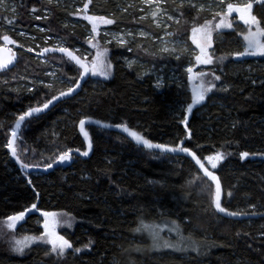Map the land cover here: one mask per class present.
<instances>
[{"label": "trees", "instance_id": "obj_1", "mask_svg": "<svg viewBox=\"0 0 264 264\" xmlns=\"http://www.w3.org/2000/svg\"><path fill=\"white\" fill-rule=\"evenodd\" d=\"M129 1L6 0L8 9L0 8V43L10 36L19 45L15 67L0 73V264H264V217L220 215L214 183L186 155L153 150L117 130L86 124L91 155L75 156L66 169L27 173L11 158L9 142L18 119L70 91L81 77L65 55L42 58L26 49L41 54L55 47L52 39L44 40L48 36L83 56L75 48L86 47L89 25H74L78 5L84 14L113 18L118 31L140 26L158 38L153 20L142 21L138 5ZM164 1L178 18L170 27L179 42L175 49L163 53L148 38L123 46L100 38L113 76L89 77L77 94L26 119L15 142L16 158L27 167L46 168L71 150L86 153L79 131L84 120L123 126L152 143L194 153L218 175L224 210L264 214V159H259L264 156V56L238 58L248 27L233 15L234 28L214 34L207 69L217 77L214 89L196 104L186 70L190 33L211 13L195 0L182 6ZM252 12L264 41V0L254 3ZM132 59L136 62L129 64ZM51 69L56 80L48 75ZM190 105L187 113L184 107ZM220 153L225 159L213 170L206 160ZM30 209L71 216L73 229L61 232L70 248L56 255L40 246L19 252L3 240L2 222ZM145 225L173 230L172 240L183 247L155 248ZM42 233L35 213L13 235Z\"/></svg>", "mask_w": 264, "mask_h": 264}, {"label": "rangeland", "instance_id": "obj_2", "mask_svg": "<svg viewBox=\"0 0 264 264\" xmlns=\"http://www.w3.org/2000/svg\"><path fill=\"white\" fill-rule=\"evenodd\" d=\"M189 0H174V4L180 6L187 4ZM259 0H195L200 10H205L211 13L210 20L205 21L202 25L191 30L190 41L193 45L190 55L191 61L186 70L190 72L192 86V97L196 104L205 102L207 95L214 89L217 81L216 75L207 71L212 65L213 58L211 50L214 45V34L217 30H231L234 28L231 18L236 16L243 25L248 27V32L243 41L244 52L238 57H260L264 56V41L261 27L253 15V4ZM125 0H123V3ZM129 5H138L137 11L143 13L142 21L153 20V25L157 30H160V36L155 35L145 30L143 27L135 26L120 31L114 29L115 20L111 17L88 15L81 12L82 8L76 6V11L72 15L74 25L84 26L89 25L86 30V47H76V52H82L83 56L78 55L83 62L90 67V77L100 80H108L113 76V66L109 61V51L101 42L102 38L107 44H119L121 46L128 44L134 38H148L156 43V47L163 53H168L175 49L179 44L174 40V34L170 31L171 22L177 23L178 18L170 13V7L164 0H131ZM10 5L6 0H0V8L7 10ZM13 10V9H12ZM156 16V19H155ZM84 22V23H83ZM40 29V28H38ZM41 32H46L40 29ZM22 39L35 40L34 37L20 33ZM44 37H42L43 39ZM52 39L56 42V47H64L63 42L59 39H54L46 36L44 40ZM35 44V43H34ZM2 43H0V46ZM31 54L40 57L39 51L34 48L26 49ZM136 60H129V64L135 63ZM80 76L82 74L79 68ZM48 75L53 80H56L54 70L48 72ZM161 84V82H160ZM187 113L193 108V105L184 107ZM225 159V155L220 153L207 158L208 166L215 170ZM259 159H264V156H259ZM38 214L41 219V227L43 233L40 235L28 234L22 238L13 235L14 231L22 225L31 214ZM74 220L67 214L59 212H39L35 209L27 210L24 213L14 215L1 224V237L16 247L20 252L27 247H44L52 254H60L70 248L69 242L61 236V232H69L73 229ZM142 230L149 231L153 237V245L155 248L165 249H180L183 245L174 238V231L161 225H145ZM168 231L170 236L168 240L164 238V232Z\"/></svg>", "mask_w": 264, "mask_h": 264}, {"label": "water", "instance_id": "obj_3", "mask_svg": "<svg viewBox=\"0 0 264 264\" xmlns=\"http://www.w3.org/2000/svg\"><path fill=\"white\" fill-rule=\"evenodd\" d=\"M262 1L263 0H259L257 3L261 4ZM1 43H2V45L0 46V73H3V72H6L8 70H11L12 68L15 67V65L18 61V57H19L18 51H17L19 49V45L10 36H5L4 38H2ZM51 53L62 54V55H65L66 57H68L75 65H77L79 68L82 69V74H81V77H80L77 85L75 87H73L70 91L59 95L58 97L53 99L49 104H47L45 107L27 112L26 114H24L23 116H21L18 119L16 126L13 130L12 136L10 138L9 153H10L11 158L15 161V163L20 168H22L27 173L48 174L51 171L58 169V168L66 169V168L70 167L73 164V160H74L75 156L76 157H82V158H88L92 152V143H91L89 136L87 135V133L84 130V126L86 124H92V125L100 126V127L107 128V129L117 130V131L127 135L129 138H131L136 143H138L142 146H145L147 148H150L153 150H158V151H164V152H168V153H172V154H182V155L188 156L193 161V163L197 166V168L199 169L201 174L203 176H205L208 180H210L214 183L215 190H216L215 199H214V206L220 215L227 217V218H233V219H255V218H259V217H264V214L244 215V214H236V213H232V212H228V211L224 210L221 207L222 187H221V183L219 181L218 175L214 171L207 168L202 163V161L191 151L177 150V149L170 148V147H167L164 145L152 143L150 141H147L141 137L134 135L132 133V131H130L129 129H127L123 126L111 125L109 123H102V122L91 120V119L84 120L79 126V131H80V134H81L83 140L85 141V143L87 145L86 153H82V152H79L76 150H71V151L61 155L59 157V159L54 164H52L51 166H48L46 168H33V167H27L24 164H22L16 158V155H15V142H16L20 128H21L22 124L24 123V121L26 119H28L30 116L45 112L46 110L50 109L55 104H57L58 102L77 94L81 90V88L83 87L84 83L87 82V80L90 77V67L85 62H83L74 52H72L66 48L51 47V48L44 50L40 54V57L43 58L45 55L51 54Z\"/></svg>", "mask_w": 264, "mask_h": 264}]
</instances>
